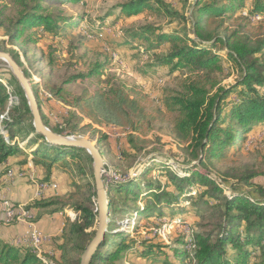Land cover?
I'll return each instance as SVG.
<instances>
[{
	"label": "trees",
	"instance_id": "obj_1",
	"mask_svg": "<svg viewBox=\"0 0 264 264\" xmlns=\"http://www.w3.org/2000/svg\"><path fill=\"white\" fill-rule=\"evenodd\" d=\"M48 1L20 0L23 10L14 19L4 16V9L0 8V29L5 43L17 45L27 56L28 47L38 44L39 34L56 37L59 31L78 27V21L67 18L62 10L49 11L45 6ZM58 1L61 4L64 0ZM245 9L247 13L243 16ZM146 11L163 13L170 23L189 24L190 35L154 23L143 24L126 30V37L111 41L112 54L121 48L134 51L143 48L142 54L151 57L141 66V73L146 75L155 74L166 66L169 73L190 69L195 75L183 80L181 94L166 97L158 108L148 111L146 95L120 86L91 93L84 90L78 96L68 97L63 96L61 88L47 86L49 94L70 109L66 120L57 127L48 126L34 94L45 127L61 136L87 134L88 140H95L98 150L100 144L108 141L101 128L112 126L128 131L126 143L135 151L137 144L146 143L140 136L151 131L154 124L165 122L170 115L174 133L187 143V165L195 163L188 168L178 165L171 171L174 166L165 162L149 164L120 182L103 181L108 201L107 228L89 264H118L122 257L135 253L136 246L132 240L126 241L128 235L117 222L120 214L127 215L128 219L132 217L131 212L136 217H169L171 222L180 225L184 215L191 211L180 206L186 200L191 201L190 206L197 212L202 206L211 210L215 218L212 228L191 230L188 240L185 237L179 241V247L153 251L149 246H139L140 254L134 257L152 264H264V188L259 186L249 192L241 189H251L250 181L261 172L235 170L233 174L221 176L213 173L214 166L228 163V157L237 154L250 135L264 131V66L253 58L264 50V39L254 44L240 35V25L233 31L225 26L234 13L238 14L236 23L255 15L264 17V0H195L188 17L163 0H128L115 6L96 26L87 30L92 34L101 32L115 13L112 26L123 18ZM163 45L167 47L162 50ZM10 56L20 66L18 54L11 52ZM224 58L236 66L240 76L234 84L211 92L207 89L209 76L219 69L218 63ZM108 65L109 62L96 64L85 74L70 76L65 83L102 76ZM8 86L14 89L17 103L8 105L11 97ZM17 128L26 130L23 141L27 149L16 144L14 131ZM2 130L7 132V138ZM28 153L32 155L33 165L45 172L39 182L50 183L54 168L60 167L70 174L72 191L62 199L50 196L37 199L27 205V210L44 209L43 214L70 210L74 215L64 218L60 235L47 244L52 254L47 255L46 250L38 253L28 246L10 245L0 239V264H43V260L53 264H79L97 228L93 160L84 149L53 146L35 134L23 91L6 70L0 74V178L10 170L6 166L9 158ZM155 171L157 180L147 178ZM87 176L91 182L81 184L79 180ZM230 179L235 182H228ZM141 200L142 207L137 204ZM132 231H136V226Z\"/></svg>",
	"mask_w": 264,
	"mask_h": 264
},
{
	"label": "rangeland",
	"instance_id": "obj_2",
	"mask_svg": "<svg viewBox=\"0 0 264 264\" xmlns=\"http://www.w3.org/2000/svg\"><path fill=\"white\" fill-rule=\"evenodd\" d=\"M127 1L64 0L60 4L58 0H49L45 4L49 11L55 10V8L62 10L67 18H75L78 21V27L69 29L68 31H59V35L56 37L39 34L38 44L33 48L28 47L30 53L27 56L23 55L22 50L17 45L6 44V38L2 36V29H0V51L8 54L11 52L18 54L20 69L28 80L39 102L42 116L49 127L62 125L66 120V112L70 109L50 95L46 89L47 86L61 88L64 97H68L69 95L78 96L84 90L91 93L100 88L120 86L127 91L136 90L146 95V108L148 111H151L158 108L160 106L159 102L166 97L181 94L183 80L186 77L195 75L190 69L169 73V67L167 66L161 67L152 75L141 73V66H144L151 58L150 55L142 54L143 48H138L136 49L137 51L121 48L118 50V53L112 54L111 41L126 37V30L135 29L143 24L154 23L167 30H178L186 36L190 35L189 24L180 22L170 23L163 13L156 14L146 11L137 16L123 18L112 26L111 23L116 15L115 13L113 17L106 21L105 27L101 32L95 34L88 32L87 28L96 26L98 20L105 18L111 9ZM163 1L168 3L173 10L186 17L190 15L195 3V0ZM182 3H185L184 7ZM0 8L4 9L3 15L11 19L16 18L19 12L23 10L20 0H0ZM246 13L247 9L243 11L242 15L246 16ZM237 16L238 14L234 13L226 23L225 26L228 31L236 30L238 29V25H240V35L249 38L252 43L255 44L264 39L263 16L258 15L257 18V15H255L245 22L238 21L236 23L235 19ZM166 47L167 45H163L162 50ZM219 53L222 54L221 52ZM133 56L136 57L132 58ZM253 58L264 66V50L259 55H254ZM104 62H109V65L104 69L105 71H103L102 76L65 83L70 76L85 74L96 64ZM218 64L219 69L213 71L209 76L211 80L207 84V89L211 92H214L217 87H228L234 84L240 76L236 66L225 58ZM6 70H9L6 63L0 60V74ZM13 91L14 89L11 86L7 87V92L11 96L8 99V105L14 102L17 103V95ZM101 131L108 137V141L106 140L105 143L100 144L99 150L106 163L102 176L104 182H120L124 177L134 176L136 172H139L149 164L157 165L165 162L174 166L170 171L176 170L175 167L178 165L188 168L195 164L193 162L187 165L189 163L186 152L187 143L179 139L174 133L173 120L170 115L166 117L165 122L154 124L151 131L140 136L141 140L146 143L144 145L137 144L138 149L135 151L126 143L128 131L112 126L101 128ZM1 132H3L6 138L8 137L6 131L2 130ZM25 134L26 130L22 128H17L14 131L18 147L27 149L26 141H23ZM72 136H82L89 139L87 134L80 135L75 133ZM92 144L96 145L95 140L92 141ZM214 167L213 173L216 176H221L223 173L233 174L235 170L239 173L245 170L261 172L259 177L250 181L252 184L251 189L248 190L244 187H241V189L249 192L259 186L264 188V131H257L250 135L244 147L237 154L228 157V163ZM23 172L25 173V171ZM157 176L158 173L155 171L147 175V178L155 181L157 180ZM79 182L81 184L91 182L90 176L80 179ZM228 182L235 181L230 179ZM56 189L57 186L53 189L54 192H57ZM85 190L87 192V189ZM38 194L39 192H37ZM225 194H228L227 190ZM137 204L142 207L144 204L143 200L138 201ZM190 204V200L180 203V206L191 210L184 215V222L180 223V225L171 222L169 217H136L135 213L131 212L129 215H132V217L128 219L127 215L120 214L117 218L118 224L123 225L120 229L127 233L128 237L126 241L132 240L136 247L134 254L122 257L118 264H152L149 261H144L141 257H134L136 253L140 254L141 247L139 246H149L153 251L169 246L179 247V241L185 237L188 240L187 237L190 235L191 230L193 232L210 230L215 224V218L210 213L211 210L202 206L199 212H197L195 209H192ZM66 212H68V217H73L74 214L70 210H66ZM134 226H136V231H132V227ZM0 239L6 240L2 236ZM7 240L10 241V244H14L13 237ZM42 263L53 264L50 260L47 263L43 260Z\"/></svg>",
	"mask_w": 264,
	"mask_h": 264
},
{
	"label": "crops",
	"instance_id": "obj_3",
	"mask_svg": "<svg viewBox=\"0 0 264 264\" xmlns=\"http://www.w3.org/2000/svg\"><path fill=\"white\" fill-rule=\"evenodd\" d=\"M6 166H9L10 170H13L14 172L25 171L26 176L24 178H15L12 182L7 184L2 181L4 177L2 176L0 178V192L5 194V197L8 198L13 206L28 205L35 201L33 195L35 192V198H37L36 196L38 191H35V185L30 182L28 176L33 175L35 181L39 182L45 177V172L41 167L33 165L32 155L29 153L25 156L17 154L8 159ZM50 180L51 183H54L57 186V192L50 190L43 198L50 196L62 199L72 191L70 174L64 169L60 167L54 168ZM31 211L35 217V224L41 232L52 239L57 238L60 235L63 220L68 216V212H66V210L51 214H43V212H46L44 209H32ZM1 218H3V216H1L0 219ZM23 231L24 226L22 224H14L11 226L0 224V238L2 236V238L6 239L5 242L9 244L10 241L7 240L8 238H15ZM44 250H47V246L44 247Z\"/></svg>",
	"mask_w": 264,
	"mask_h": 264
},
{
	"label": "water",
	"instance_id": "obj_4",
	"mask_svg": "<svg viewBox=\"0 0 264 264\" xmlns=\"http://www.w3.org/2000/svg\"><path fill=\"white\" fill-rule=\"evenodd\" d=\"M0 60L6 63L9 71L18 82L23 91L24 98L27 102L30 114L32 116V126L37 135H40L47 144L67 148H81L84 149L93 160V178L96 191L97 204V228L92 241L85 248L81 255L79 264H89L91 256L93 255L99 242L102 240L104 232L107 228L108 219V201L106 196V188L102 179L106 163L92 142L82 136H61L53 133L50 129L44 126L36 98L32 88L26 79L20 66L14 61L10 54L0 51Z\"/></svg>",
	"mask_w": 264,
	"mask_h": 264
},
{
	"label": "built area",
	"instance_id": "obj_5",
	"mask_svg": "<svg viewBox=\"0 0 264 264\" xmlns=\"http://www.w3.org/2000/svg\"><path fill=\"white\" fill-rule=\"evenodd\" d=\"M258 18V15H257ZM255 20V19H252ZM105 171V170H104ZM26 174L23 171L14 172L13 170H8L7 174L3 177V182L5 184L12 182L15 178H24ZM28 179L35 185V191H42V198L45 197L46 193L50 190L55 189L56 185L54 183H41L36 182L33 175H29ZM34 200L40 199L35 198ZM27 205L13 206L5 194L0 192V208H3V219H0V224L5 226H11L14 224H22L24 226V231L14 238V242H30L31 244H47L50 242L49 236L41 232L34 221V216L31 210H27ZM54 253L52 250H46V254Z\"/></svg>",
	"mask_w": 264,
	"mask_h": 264
},
{
	"label": "bare ground",
	"instance_id": "obj_6",
	"mask_svg": "<svg viewBox=\"0 0 264 264\" xmlns=\"http://www.w3.org/2000/svg\"><path fill=\"white\" fill-rule=\"evenodd\" d=\"M39 194L36 196L37 198L42 197L41 196V192L42 191H38ZM3 216V208H0V217ZM10 245H14V246H18V245H22V246H28L33 248L36 252L38 253H42L44 250V247L46 246L45 244H31L30 242H17V244L14 242L11 243ZM52 254V253H49Z\"/></svg>",
	"mask_w": 264,
	"mask_h": 264
}]
</instances>
